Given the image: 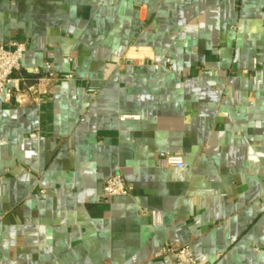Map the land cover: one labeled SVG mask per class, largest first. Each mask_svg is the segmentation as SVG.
Segmentation results:
<instances>
[{
  "label": "crops",
  "instance_id": "1",
  "mask_svg": "<svg viewBox=\"0 0 264 264\" xmlns=\"http://www.w3.org/2000/svg\"><path fill=\"white\" fill-rule=\"evenodd\" d=\"M12 40L71 79L0 102V264H264V0H0Z\"/></svg>",
  "mask_w": 264,
  "mask_h": 264
},
{
  "label": "built area",
  "instance_id": "2",
  "mask_svg": "<svg viewBox=\"0 0 264 264\" xmlns=\"http://www.w3.org/2000/svg\"><path fill=\"white\" fill-rule=\"evenodd\" d=\"M27 44L12 40L6 45L0 44V102L6 106H20L28 102L37 103L40 95L39 86L42 82L67 81L70 75L57 77L49 71L42 76L39 68H33L30 76L22 74L21 60L26 52ZM44 67L50 70L46 62ZM135 118V117H132ZM31 134L30 137H33ZM157 160L164 168L181 169L183 160L181 156L159 153ZM132 187L120 175H112L102 185V192L109 198L128 197ZM164 255L171 256L178 264H197L189 246H169L153 255L152 260H159Z\"/></svg>",
  "mask_w": 264,
  "mask_h": 264
}]
</instances>
